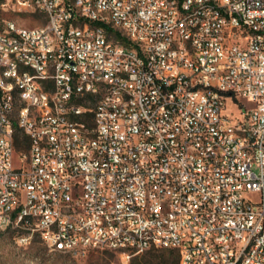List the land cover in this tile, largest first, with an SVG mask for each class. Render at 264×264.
<instances>
[{"label": "built area", "instance_id": "2783aa9c", "mask_svg": "<svg viewBox=\"0 0 264 264\" xmlns=\"http://www.w3.org/2000/svg\"><path fill=\"white\" fill-rule=\"evenodd\" d=\"M4 1L50 17L0 30L13 35L0 48V229L27 216L24 244L38 234L52 251L123 264L152 248L178 264H264V0ZM106 14L129 44L151 45L144 60L103 39L123 38ZM13 56L40 64L58 96L45 100ZM100 77L106 97L94 96Z\"/></svg>", "mask_w": 264, "mask_h": 264}, {"label": "rangeland", "instance_id": "374dc122", "mask_svg": "<svg viewBox=\"0 0 264 264\" xmlns=\"http://www.w3.org/2000/svg\"><path fill=\"white\" fill-rule=\"evenodd\" d=\"M4 3V0H0V30L8 22L28 29L45 25L44 14L34 10L17 11L4 7ZM17 101H20V97H17ZM227 104L224 115H230L232 100L229 99ZM15 120L19 126V119ZM251 197L257 196L252 194ZM22 233L21 227L0 229V264H123L121 257L110 251H90L86 255L52 251L38 234H34L32 240L24 244L18 240ZM128 264H178L177 252L152 248L131 257Z\"/></svg>", "mask_w": 264, "mask_h": 264}, {"label": "bare ground", "instance_id": "6f19581e", "mask_svg": "<svg viewBox=\"0 0 264 264\" xmlns=\"http://www.w3.org/2000/svg\"><path fill=\"white\" fill-rule=\"evenodd\" d=\"M51 2H59V0H51ZM91 8L97 14H104V4L99 1H91ZM42 14L45 17H50V7H42ZM106 25L108 27H118V34L113 32H103V39L110 40L114 43V47L120 52H126V56H130L136 60H144V53H151V45H143V52L136 44H129L125 38H131V31L126 27V22L116 20L113 14H106ZM6 42H13V35H6V41H0V48H6ZM12 65H17L19 72H27L33 77L35 85L41 88L42 93H45V100H54L58 96V80H51L50 75L41 71V66L34 61H23V56H13ZM110 86L109 77H100L98 86L94 89L95 97L108 96V87ZM20 97V89L11 91V100L17 101ZM53 114H57L58 122H72L71 113H65L64 107L60 102H53ZM18 124L15 119H11V126ZM188 150H195V143H188ZM27 225V216H20L19 221H12V227H21ZM22 242V241H21ZM55 251L63 253H72L71 248L55 247Z\"/></svg>", "mask_w": 264, "mask_h": 264}, {"label": "trees", "instance_id": "16d2710c", "mask_svg": "<svg viewBox=\"0 0 264 264\" xmlns=\"http://www.w3.org/2000/svg\"><path fill=\"white\" fill-rule=\"evenodd\" d=\"M15 126H18L17 124ZM14 143L17 152H20L26 148H28V139L23 135L20 129L18 127L16 128L15 132V138H14ZM173 253H176L175 250H170ZM178 254H177V263H178Z\"/></svg>", "mask_w": 264, "mask_h": 264}]
</instances>
